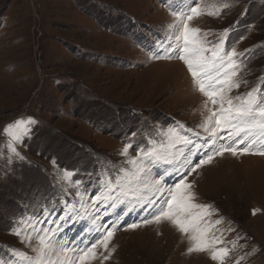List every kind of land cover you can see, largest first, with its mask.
<instances>
[{
    "label": "rangeland",
    "instance_id": "1",
    "mask_svg": "<svg viewBox=\"0 0 264 264\" xmlns=\"http://www.w3.org/2000/svg\"><path fill=\"white\" fill-rule=\"evenodd\" d=\"M192 6L199 12L188 21ZM184 22L199 29L209 58L217 45L238 53L240 87L228 93L235 103L264 89V0H0V264H67L71 254L58 244L40 253L28 223L45 201L62 207L63 199L82 216L69 236L103 221L119 227L92 264H221L209 251L189 253V235L168 221L128 229L152 197L129 175L136 149L151 153L153 179L159 171L170 180L211 140L205 122L220 107L183 61L154 58L182 47ZM217 70L210 66L207 77ZM18 120L36 123L22 124L14 143L2 130ZM187 181L193 203L211 206L201 224L222 237L217 249L229 250L222 264H264V156L226 153ZM93 196L108 204L115 197L116 206L97 211ZM93 216L101 217L95 225Z\"/></svg>",
    "mask_w": 264,
    "mask_h": 264
},
{
    "label": "snow or ice",
    "instance_id": "2",
    "mask_svg": "<svg viewBox=\"0 0 264 264\" xmlns=\"http://www.w3.org/2000/svg\"><path fill=\"white\" fill-rule=\"evenodd\" d=\"M191 15H187L188 21L192 20L193 15L199 12L196 6L190 7L188 10ZM227 32V30H225ZM199 29H190L187 22L182 24V32L176 37L177 41L182 38V47L179 50H165L164 55L157 54L156 59H172L178 58L187 66L191 73L195 86L203 93L213 104H219L217 111L205 122V131L211 137V140H205L201 146V150H197L195 160H185L188 163L183 170L177 168L170 180L165 179L163 172H156L158 178H152V169L149 166L154 161L151 159V153L143 152L137 148L140 153L136 158L129 159L128 163L133 166L134 172L129 175L136 181L143 183V187L152 192V197L145 200L148 206L144 207L146 216L142 217L140 222H133L128 226V229L134 230L141 224L161 223L168 221L181 234H188L193 245L188 248V252H205L212 253L213 260L223 261L227 255L228 249H217L216 244L222 242V237H209L211 229L202 226L201 221L205 215H211L210 205H200L193 203L195 192L193 185L187 181V177L196 172L197 169L205 165L212 164L216 157H223L226 153L232 157L243 155H259L264 156V96L260 94L261 90H253L246 93L244 96H237L235 99L239 101L235 103L228 95L234 88H239L240 84L234 78L239 74V69L243 66L242 60L235 59L238 53L234 48L230 51H225L219 45L216 50L212 51V56L209 58L205 55L209 51V47L198 38ZM175 53V55L172 54ZM223 53V54H221ZM210 66H218L216 75L210 79L206 73ZM227 105V106H225ZM34 124V120H18L14 124H9L3 129L7 135L12 138L14 143H21L22 124ZM15 129V131L13 130ZM23 134L30 135L31 129L25 128ZM182 142L185 144L192 141L184 137ZM13 153L20 159H24L22 154L12 145ZM131 144L126 145L122 150V155L128 156ZM193 147L195 145L193 144ZM191 152V149H189ZM148 158V164L145 159ZM169 161L165 160V163ZM72 173H67V179L70 180ZM74 184H79L77 178L71 181ZM111 191L118 190L117 185H113ZM132 190V189H130ZM135 195V190H132ZM112 203L108 204L102 201L101 197L93 196L91 203L99 204L104 212H108L109 208L116 206V198L111 197ZM143 207V204L139 205ZM39 211L33 213L28 221L36 239L41 244L39 249L43 255L46 248H52L56 244L61 246V253L67 258V254H71V258L67 259V264H92V261L97 258L96 249L103 246L105 251L108 250V245L114 236V233L119 230L115 224L109 225L107 221L96 225L89 230V234H85L83 228L74 236H69V232H75V226L80 222L82 216L77 211L71 200L63 199L62 207L60 200L45 201L43 206H38ZM194 209H199V212H194ZM101 219L100 216H93L92 223ZM222 221H216L221 223ZM86 227V226H84ZM125 229V230H128ZM20 235V233H16ZM114 251V250H113ZM105 256L104 259H108Z\"/></svg>",
    "mask_w": 264,
    "mask_h": 264
}]
</instances>
